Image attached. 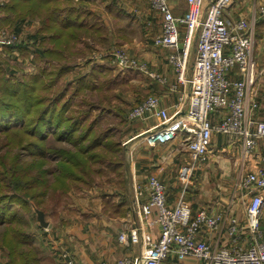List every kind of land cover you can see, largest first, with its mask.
<instances>
[{
    "label": "built area",
    "instance_id": "1",
    "mask_svg": "<svg viewBox=\"0 0 264 264\" xmlns=\"http://www.w3.org/2000/svg\"><path fill=\"white\" fill-rule=\"evenodd\" d=\"M186 1L185 12L174 16L168 0H148L149 6L161 14V30L154 35L153 43L169 49L167 62L176 80L188 84L186 110L170 114L160 107L159 98L150 94L127 114L130 121L146 116L159 119L142 131L150 147L180 139L188 152V160L178 169L184 189L192 184L196 169L207 162L213 132L226 135L230 142L237 141L244 154L255 148L256 137H264V119L257 117L261 106L254 90L257 64L253 55L255 21L264 15V5L254 11L252 18L228 20L224 12L232 0ZM0 38L1 43L9 45L20 40L13 31ZM193 42L195 54L188 76ZM110 51L117 65L153 75L145 63L115 48ZM234 66L241 74L238 79L227 76ZM157 78L165 81L164 77ZM217 109L227 112L212 123L209 114ZM235 190L239 198L246 196L240 200L243 218L231 208L217 211L201 208L193 212L183 197L170 205L164 182L157 176H148L144 186L147 196L138 207V223L118 234L120 242L140 240L147 247L141 256H122L114 264H165L171 256L179 261L192 258L201 264H264V229L260 224L264 170L241 172ZM233 200L238 201V197ZM152 208L157 211L155 217ZM153 225L158 227L156 239L147 230ZM206 230L217 232L215 245L204 237ZM58 257L62 264H78L65 248L59 249ZM100 264L108 263L104 260Z\"/></svg>",
    "mask_w": 264,
    "mask_h": 264
},
{
    "label": "trees",
    "instance_id": "2",
    "mask_svg": "<svg viewBox=\"0 0 264 264\" xmlns=\"http://www.w3.org/2000/svg\"><path fill=\"white\" fill-rule=\"evenodd\" d=\"M0 9L5 14L0 23L11 18L17 35L24 20L39 21L35 33L11 45L30 57L36 71L17 77L6 72V60L0 61V222H8L0 244L7 264H37L36 256L24 250L32 249L22 225L23 212L31 205L45 213L57 190L60 197L72 187L112 176L122 196L119 202L106 196L104 210L122 215L128 208V163L121 137L134 105L122 109L118 101L123 87H132L131 73H113L93 57L97 43L110 50L114 46L107 42L105 27L72 0H3ZM261 20L263 16L255 26ZM77 62L86 68L72 74Z\"/></svg>",
    "mask_w": 264,
    "mask_h": 264
},
{
    "label": "crops",
    "instance_id": "3",
    "mask_svg": "<svg viewBox=\"0 0 264 264\" xmlns=\"http://www.w3.org/2000/svg\"><path fill=\"white\" fill-rule=\"evenodd\" d=\"M132 1L131 6H124L121 0H79L87 10L89 9L88 11L91 10L92 18L90 20H98L105 27L108 43H111L112 46H115L114 44L116 43L122 44L124 41L123 44H130L128 52L147 63L148 67L154 72L153 75H149L139 70H134L143 74L144 78L140 80L142 81L140 85H145L146 94H155L159 98L160 107L166 108L168 113L171 114L175 111L183 113L187 106L188 84L176 80L174 70L167 62L169 49L153 43V36L161 30V14L157 10L150 8L148 0ZM206 1L204 0L205 3ZM98 4H103L101 6H105L106 9L98 10ZM168 4L174 16H181L187 8L186 0H168ZM260 5H264V0H232L231 5L224 12V17L228 20H237L241 17L252 18L254 11ZM123 14L129 16V24L123 23ZM0 15L5 16L1 9ZM261 17L257 18V20L261 19ZM10 19L5 21V23H0V28L9 27ZM24 21L27 24L30 23L28 19ZM29 26L31 29L28 31L31 33L28 34H32V26L30 24ZM127 26L130 27L129 30L136 34L139 31V36L135 37L132 33L131 35L125 34L127 33ZM255 27L257 29L253 55L257 64V73L254 90L261 106L257 112V117L264 119V20H261ZM37 29L38 26L35 24L34 33ZM182 29L183 25H180V30ZM112 35L113 37H111ZM182 36L180 32L179 41L182 40ZM95 46H98V44ZM194 54L195 42H193L190 52L188 76L191 71ZM156 75L164 77L165 81L159 80ZM227 76L230 79H238L241 74L237 66H234L228 71ZM226 112V110L217 109L209 114L210 120L212 123H216L220 116ZM158 121L159 119L155 116H146L125 125L127 139L126 142L123 140L122 143L126 145L125 149L129 157V200L126 202L128 207L126 212L122 215L114 214L104 210L102 206L103 211L99 215L93 216L82 224L78 220L71 221L69 219L65 229L58 230L59 241L64 244L61 243L62 247L72 253L78 264H100L104 260L108 264H114L122 256L135 257L143 254L147 247L145 244L141 243L140 240L136 243L129 242V240L127 243L120 242L118 234L121 231H128L138 223V207L139 203L145 200L147 196L144 186L150 175L157 176L164 182L170 205L176 204L178 199L183 197L190 204L193 212L201 208L207 211L231 208V210H235V214L243 218L240 200L245 199L246 196L239 198L240 194L235 190L234 183L241 172L264 170V137H256L255 148L250 153L244 154L237 141L230 142L226 135L213 132L207 162L196 169L192 184L184 189L183 182L178 176V169L180 165L188 160V152L186 147L181 144L180 139L176 138L167 143L150 147L145 143L144 136H141L144 129L157 124ZM106 185L108 186H105L104 189H102V185L90 189V191H94V195L90 198L95 200L93 203L88 202L86 209L90 210V212L95 210V202L98 200L101 206L106 196H111L113 201L119 202L118 200L122 194L118 191L115 181ZM94 189L99 191L95 192L96 190ZM235 196L238 197V201L233 200ZM92 205L93 207H91ZM31 209L33 211V209L37 208L31 205ZM156 214V209L152 208V216L155 217ZM260 224L264 229V205ZM147 230L152 238H157L158 227L156 225L151 226ZM26 233L31 238V247H36L33 244L32 235L27 230ZM204 237L212 245L217 243V232L215 231L206 230ZM34 249L37 253L35 255L36 262H39L41 259H39L38 250ZM58 253V251L55 252L57 257ZM0 255V264H7L6 249L1 244ZM42 255L44 259L49 260L51 257L54 264H59L57 261L59 257L45 253H42ZM48 263L50 264V262ZM165 264L201 263L192 258L179 261L174 256H171L165 260Z\"/></svg>",
    "mask_w": 264,
    "mask_h": 264
},
{
    "label": "rangeland",
    "instance_id": "4",
    "mask_svg": "<svg viewBox=\"0 0 264 264\" xmlns=\"http://www.w3.org/2000/svg\"><path fill=\"white\" fill-rule=\"evenodd\" d=\"M74 2V6L76 7H84L86 10L87 8L85 6H83L84 4H81L79 2V0H72ZM101 1V0H98ZM108 1V0H106ZM124 6H131L133 1L132 0H121ZM149 4V3H148ZM103 4H98L97 5V9L99 6L98 10H104V8L106 9V7L101 6ZM151 8V7H150ZM89 10V9H88ZM91 11V10H90ZM124 15V14H123ZM2 16V15H0ZM123 23L125 24H129L130 18L127 15L123 16ZM30 25L32 26V33H34V26L35 24H37V26L39 27V21L37 17H30ZM108 22H110L108 20ZM122 23V25H123ZM29 24L26 23V21L23 22L22 24V31L18 34L20 36V38H28L27 34L31 33L28 30L31 29V27L29 26ZM14 28V25L10 24L9 27H1L0 28V37L1 36H6L9 32H12ZM128 29H126L125 34H129L131 35V33L137 37L139 36V31L138 34H136L135 32H132L130 29V27L127 26ZM113 37V35L111 36ZM154 38V36H153ZM1 40V38H0ZM125 40V39H124ZM123 40V41H124ZM29 41V45H32V47L34 48L35 43L33 42L32 38L28 39ZM125 42V41H124ZM123 42V43H124ZM120 44V43H116L115 46L113 48H115L116 50H120L123 53H125L127 56H129L130 58H134L135 60H137L138 62H143L145 63L143 60L138 59L137 57L133 56L132 54H130L128 52V49L130 50V44ZM98 46H94L95 48L92 50V55H94L93 57L97 58L100 62H102L103 64L109 66L113 73L117 72V73H121L123 74V71H130V79L129 82L131 83L132 87L128 86L123 87V96H122V100L118 101V106H120L122 109L125 108L127 110H129L133 105L139 103L140 101H142L145 97H147L150 94H146L145 92V85H140L142 81H140L141 79L144 78L143 74L134 71L135 69L133 68H128V67H121L119 65H117V62L115 61V58H113L111 51L109 48H107V46H100L99 43H97ZM127 47H125V46ZM193 45V43H192ZM192 48V46H191ZM33 50V49H31ZM24 51H22L20 48L17 47V45L15 46H11L9 44H3L0 41V61L2 62V60H6L5 64L8 63V65L6 66V72L10 73V72H15L17 77H21L23 73H34L36 71V66L35 63L32 62L30 60V57L28 55H25L23 53ZM99 54H102L101 58H99ZM85 58V57H83ZM81 59V58H80ZM79 60V59H78ZM145 65L148 67V64L145 63ZM86 67L81 64V63H76L72 74L77 72V70H84ZM150 69V68H148ZM152 71V70H151ZM150 71V72H151ZM153 72V71H152ZM144 73V72H143ZM126 90V91H125ZM125 91V92H124ZM146 94V95H145ZM136 102V103H135ZM131 123L130 120L127 119L126 125L127 123ZM123 134L121 137V140L126 142L127 136H126V127H123ZM141 136H144L143 134ZM51 142V141H50ZM50 144V143H49ZM54 144L58 145V146H62L63 143H57L54 142ZM124 144V143H123ZM124 146L126 147V145L124 144ZM128 153H125V158L127 160H129V157L127 155ZM49 177L51 178V176L49 175ZM238 179V178H237ZM236 179V181H237ZM109 180V181H108ZM114 178L112 176H101L98 177L96 179V182L94 184H92L91 186H87V187H81L80 189H75V188H71L69 190L68 193L63 194L62 196L59 197L58 194V190L55 192L56 195H53V197L48 199V204H47V208L45 210V213L43 212V219L44 221L47 223L46 226L43 228L40 220L38 219V211L37 209H29L28 211H24V219H23V227L25 228V230H27L31 235L32 238L34 240V248H36V250H38V255H39V259H41V261L37 262V264H49L48 262H50V264H54L53 261L50 259L46 260L44 259L42 253L48 254V255H52L54 257H57L55 252H59L60 248L62 247L63 242L59 241V234H57L59 229H65L66 225H67V220L71 219V221L73 220H78L79 222L84 223L86 222L88 219L92 218L93 216H97V214L99 215L100 212L103 211V203L100 206V203L95 202V210L90 212V210L86 209L88 202H94V199H91L90 197H92L94 195V191H90L91 188L93 187H97V186H101L102 185V189H104L107 183L109 182H113ZM236 181L234 183V186H236ZM96 190L95 192H98L99 190ZM93 207V205L91 206ZM8 224L7 221H3L0 222V233L2 232V230L4 229V227ZM57 236H56V235ZM62 243V244H61ZM64 245V244H63ZM34 248H30V247H25L24 250H29L28 252H30L31 256H35L37 253L35 251ZM53 257V258H54ZM1 258V255H0ZM58 258V257H57ZM55 260V259H54ZM59 264H62L59 260H57ZM56 263V261H55Z\"/></svg>",
    "mask_w": 264,
    "mask_h": 264
},
{
    "label": "water",
    "instance_id": "5",
    "mask_svg": "<svg viewBox=\"0 0 264 264\" xmlns=\"http://www.w3.org/2000/svg\"><path fill=\"white\" fill-rule=\"evenodd\" d=\"M39 213H38V219L40 220V222H41V224H42V226H46V222L44 221V219H43V213H42V211H40V210H37Z\"/></svg>",
    "mask_w": 264,
    "mask_h": 264
}]
</instances>
